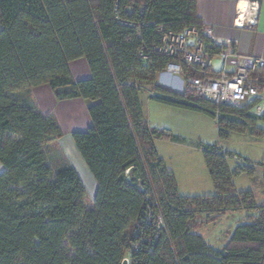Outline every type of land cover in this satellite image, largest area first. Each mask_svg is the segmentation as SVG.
Returning <instances> with one entry per match:
<instances>
[{
  "label": "trees",
  "instance_id": "16d2710c",
  "mask_svg": "<svg viewBox=\"0 0 264 264\" xmlns=\"http://www.w3.org/2000/svg\"><path fill=\"white\" fill-rule=\"evenodd\" d=\"M196 0H0V264H264V204L233 179L254 169H230L217 144L201 145L214 187L184 197L158 156V139L180 142L148 126L139 95L215 120L219 140L231 133L263 135L264 112L222 106L192 92L157 84L154 50L163 32L201 28ZM146 57V59H142ZM85 59L89 79L75 81L69 63ZM260 78L264 81V71ZM48 85L57 101L91 103V126L71 138L95 180L92 207L68 163L55 170L49 147L62 138L29 90ZM244 212L221 250L193 233L205 217ZM162 224L158 225L157 218Z\"/></svg>",
  "mask_w": 264,
  "mask_h": 264
},
{
  "label": "rangeland",
  "instance_id": "374dc122",
  "mask_svg": "<svg viewBox=\"0 0 264 264\" xmlns=\"http://www.w3.org/2000/svg\"><path fill=\"white\" fill-rule=\"evenodd\" d=\"M165 83L171 85L172 88L178 84L181 88L182 79L159 72L157 84L166 87L162 85ZM176 89L173 91H178ZM139 100L149 127L168 130L172 135L181 139L180 142L161 139L155 141L158 156L174 174L178 193L181 196L199 197L214 194V187L200 146L217 144L223 152L240 158L241 161L231 157L227 159L230 169H233L235 164H241L243 160L254 169L252 177L242 173L233 179L235 191L251 190L256 203L264 204V121L256 123V133L260 131L263 135L252 134L250 131L242 134L231 133L226 140L221 141L218 137L216 122L210 117L150 100L147 92L140 93ZM49 155L50 164L54 170L63 163L69 162L76 165L78 162H83L70 137L52 143L49 147ZM92 190L86 188L85 206L88 208L92 207ZM227 232H231V229H227L222 234L217 228L215 233L218 238L223 239ZM213 247L219 249L222 246L217 242L213 244Z\"/></svg>",
  "mask_w": 264,
  "mask_h": 264
},
{
  "label": "built area",
  "instance_id": "2783aa9c",
  "mask_svg": "<svg viewBox=\"0 0 264 264\" xmlns=\"http://www.w3.org/2000/svg\"><path fill=\"white\" fill-rule=\"evenodd\" d=\"M246 1L249 12L236 15L237 28L255 24L256 3ZM159 33L160 44L154 50L165 57L160 72L182 79L179 93L192 92L209 101L216 113L222 106L246 105H251L255 115L264 112V81L260 78L263 58L239 54L237 40L218 36L204 24L199 29L177 33L160 29ZM157 223L162 224L160 216Z\"/></svg>",
  "mask_w": 264,
  "mask_h": 264
},
{
  "label": "crops",
  "instance_id": "0c3cea01",
  "mask_svg": "<svg viewBox=\"0 0 264 264\" xmlns=\"http://www.w3.org/2000/svg\"><path fill=\"white\" fill-rule=\"evenodd\" d=\"M245 2L246 5L243 8L240 7L241 3L239 0H196L197 16L202 24L210 26L218 36L237 40V51L239 54L264 59V0H259L256 3V11L254 13L255 24L253 26L245 25L243 28H237L234 26V21L238 12L245 15L249 11L247 7L248 3L246 0ZM69 69L75 81L91 77L87 62L83 58L70 62ZM162 85L169 86L167 89L171 91L177 88L176 90L178 91L174 92L178 93L181 89L178 84L175 85V88H172L167 83ZM28 96L43 115H50L56 119L62 131V138L60 140L66 137L69 139L72 133L84 132L91 126L88 114V107L91 103L86 100L57 101L48 85H39L31 88ZM68 164L74 168L85 189H93L94 196L96 183L84 160L83 162H78L76 165L69 162ZM2 171L3 167L0 165V173ZM244 218H246L244 212L226 213L225 215L218 216L214 222H206L205 217H203L199 220L200 225L193 230V233L200 235L211 248L221 250L225 246L227 239L225 236L223 239L217 237L215 233L217 228L222 234L227 229H231L232 231L238 223L245 220ZM217 242L222 246L219 249L213 247V244H217Z\"/></svg>",
  "mask_w": 264,
  "mask_h": 264
},
{
  "label": "bare ground",
  "instance_id": "6f19581e",
  "mask_svg": "<svg viewBox=\"0 0 264 264\" xmlns=\"http://www.w3.org/2000/svg\"><path fill=\"white\" fill-rule=\"evenodd\" d=\"M240 1V7H243V8H245V5H246V2H245V0H239ZM248 7V6H247ZM249 9V8H248ZM249 12V11H248ZM248 12H247V14H248ZM239 13V12H238ZM240 14V16H244V15H242L241 13H239ZM247 14H245V15H247Z\"/></svg>",
  "mask_w": 264,
  "mask_h": 264
},
{
  "label": "water",
  "instance_id": "95a60500",
  "mask_svg": "<svg viewBox=\"0 0 264 264\" xmlns=\"http://www.w3.org/2000/svg\"><path fill=\"white\" fill-rule=\"evenodd\" d=\"M249 1L257 3L259 0H249ZM122 264H127L126 260H123Z\"/></svg>",
  "mask_w": 264,
  "mask_h": 264
}]
</instances>
